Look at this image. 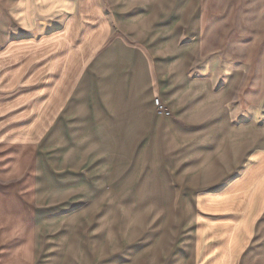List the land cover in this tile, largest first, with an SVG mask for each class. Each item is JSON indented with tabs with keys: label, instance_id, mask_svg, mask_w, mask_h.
Returning <instances> with one entry per match:
<instances>
[{
	"label": "rangeland",
	"instance_id": "rangeland-1",
	"mask_svg": "<svg viewBox=\"0 0 264 264\" xmlns=\"http://www.w3.org/2000/svg\"><path fill=\"white\" fill-rule=\"evenodd\" d=\"M101 3L145 58L122 74L141 67L171 113L121 136L102 87L37 144L0 145V264H196L195 193L264 152V0ZM262 217L239 264H264Z\"/></svg>",
	"mask_w": 264,
	"mask_h": 264
},
{
	"label": "crops",
	"instance_id": "crops-1",
	"mask_svg": "<svg viewBox=\"0 0 264 264\" xmlns=\"http://www.w3.org/2000/svg\"><path fill=\"white\" fill-rule=\"evenodd\" d=\"M129 55L144 65L139 50L113 36L101 0H0V145L37 144L64 113L87 106L90 91L101 96L102 87L113 126L130 131L119 135L150 133L153 80L141 67L122 74ZM103 66L110 70L104 83ZM158 90L165 97V87ZM246 159L238 175L195 193L196 264H218L229 251L231 264H239L255 240L264 211V152Z\"/></svg>",
	"mask_w": 264,
	"mask_h": 264
},
{
	"label": "built area",
	"instance_id": "built-area-1",
	"mask_svg": "<svg viewBox=\"0 0 264 264\" xmlns=\"http://www.w3.org/2000/svg\"><path fill=\"white\" fill-rule=\"evenodd\" d=\"M153 106H154V110L156 112V114H158L159 116H169L170 115V110L168 109V107L166 106L165 103L161 102L160 99L155 98L153 100Z\"/></svg>",
	"mask_w": 264,
	"mask_h": 264
}]
</instances>
